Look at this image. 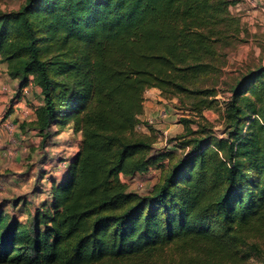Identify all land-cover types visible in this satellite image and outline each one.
Returning a JSON list of instances; mask_svg holds the SVG:
<instances>
[{"label": "trees", "instance_id": "16d2710c", "mask_svg": "<svg viewBox=\"0 0 264 264\" xmlns=\"http://www.w3.org/2000/svg\"><path fill=\"white\" fill-rule=\"evenodd\" d=\"M235 3L21 0L0 8V61L18 90L31 81L42 96L35 119L20 126L36 130L41 147L54 125L81 133L49 198L24 218L0 205V264H264V65L229 87L225 135L182 119L174 148L157 153L155 139L137 130L151 87L180 104L192 97L185 108L197 114L214 106L218 89L201 81L219 71V46L239 35ZM166 157L172 162L148 192L128 189L121 176Z\"/></svg>", "mask_w": 264, "mask_h": 264}, {"label": "rangeland", "instance_id": "374dc122", "mask_svg": "<svg viewBox=\"0 0 264 264\" xmlns=\"http://www.w3.org/2000/svg\"><path fill=\"white\" fill-rule=\"evenodd\" d=\"M20 2L21 0H0V8L14 9L19 6ZM229 10L239 18V35L237 38L227 39L219 46L220 55L216 61L220 67L219 71L201 81L202 85L214 84L218 89L215 96L216 103L211 108L203 109L201 114H197L185 108L193 99L192 97L183 96L184 101L181 104L176 98L156 99L154 113H147L142 118L144 124L137 126L138 131L155 139L152 146L153 152L160 153L174 148V142H170L169 139L184 131L182 119H193L195 122H192L190 126L194 129L198 124H204L216 135H225L223 133V104L230 95L229 87L247 71L264 65V0H236L235 4L230 5ZM2 67L0 61V123L11 113L12 100L17 97L15 93L18 90L17 83H13L7 71ZM146 99H149V95ZM146 118H151L153 122L149 123ZM23 122L18 121L17 128L20 131L17 132L16 125H14L12 134L5 132L9 145L0 147V158L2 159L0 163V205H6L7 211L12 210L16 213L21 212L20 206L14 209L10 204L11 199L19 197L20 199H35L38 202L41 197H45V187H48L49 180L61 178L62 171L68 164V158L79 148L78 134L73 133L67 125L61 128L54 125L47 144L41 147L40 136L33 132L25 135L27 131H21L25 128L20 126ZM163 130L167 133L165 140L158 136V133ZM32 136L35 139L38 138L37 141L30 140ZM15 140L19 142L28 140L34 144L30 143L26 146L27 149L22 150L18 144H16L18 147L14 148ZM175 149L174 156L177 157L180 150ZM15 150L18 153L16 158L14 157ZM171 162L170 157H166L159 161V166H151L146 172L136 173L132 177L121 176V178L129 190L146 193L154 183L160 181ZM262 246L264 251V241H262ZM261 259L264 263V252L261 254ZM250 263L255 264V258H251Z\"/></svg>", "mask_w": 264, "mask_h": 264}, {"label": "crops", "instance_id": "0c3cea01", "mask_svg": "<svg viewBox=\"0 0 264 264\" xmlns=\"http://www.w3.org/2000/svg\"><path fill=\"white\" fill-rule=\"evenodd\" d=\"M1 65L3 66L2 68L6 71V63L4 62H1ZM11 80L13 81L14 84L17 83V79L16 78H11ZM17 97H15L13 100H12V109H11V113L8 114V120H11L14 122V125H16V131H20L19 128H17V126L19 125L18 121L20 122H29L31 120H34L36 115H35V108L41 104L42 102V96H41V93H40V89L38 86H36L34 83H32L31 81L23 86L19 91L17 90V92L15 93ZM149 95V99H146V96ZM144 97H145V100H144V113L142 115V118L147 114H153L154 113V108L156 106L155 102H156V99L160 100L162 99V96L159 94V90L155 87H151V88H148L145 93H144ZM24 123V122H23ZM68 127L67 128H70L71 131L74 133L76 132L78 134V137H79V143H80V139H81V133L79 131H74L70 125H67ZM25 128L21 129V131H27L25 135H28V133L30 132H33L34 134H36L37 136H39L36 132V130H34L33 128L31 127H28V126H24ZM5 132L7 133V131L5 129L2 128V126H0V147H4V146H8L9 145V142H7V135L5 134ZM16 133V132H15ZM21 133V132H20ZM8 134V133H7ZM12 134V133H11ZM38 138H34L33 136L31 137L30 140H32L33 142L37 141ZM6 141V142H5ZM15 140V145L14 148L16 147H20L22 148V150L24 149H27L26 146L30 145L31 144H34L33 142H29L28 140H24L23 142H19ZM18 144V146L16 145ZM5 150V148H4ZM77 150H75L76 152ZM74 152V153H75ZM73 153V154H74ZM17 151L15 150V154H14V157L16 158L17 156ZM72 154V155H73ZM2 155V153H1ZM71 155V156H72ZM13 157V158H14ZM2 159L0 158V163H1ZM66 173V168L62 171V176L63 177ZM56 179L57 181L60 180L58 178H54ZM50 185H51V179L49 180V185L48 187H45V197H41L39 199V201L37 202L35 199H24V198H21L20 199V202L19 204L16 206H20V213H17L19 218H24L25 215L28 213V211H31L32 208H33V205H37L38 203H40V201L46 199V198H49V188H50ZM28 197V196H27ZM30 201V202H29ZM24 202L26 204H24ZM30 203V204H28ZM22 210H23V213H22ZM23 214H24V217H23Z\"/></svg>", "mask_w": 264, "mask_h": 264}, {"label": "built area", "instance_id": "2783aa9c", "mask_svg": "<svg viewBox=\"0 0 264 264\" xmlns=\"http://www.w3.org/2000/svg\"><path fill=\"white\" fill-rule=\"evenodd\" d=\"M146 120L149 122V123H152V119L151 118H146ZM0 125L2 126L3 129H5L8 133H11L13 130H14V122L11 121V120H8L7 118H5L1 123ZM158 136L160 138H163L164 140L167 139V133L166 131H160L158 133ZM0 189H1V185H0Z\"/></svg>", "mask_w": 264, "mask_h": 264}]
</instances>
